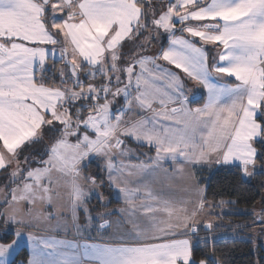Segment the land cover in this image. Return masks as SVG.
<instances>
[{
    "label": "snow or ice",
    "instance_id": "6c2138e0",
    "mask_svg": "<svg viewBox=\"0 0 264 264\" xmlns=\"http://www.w3.org/2000/svg\"><path fill=\"white\" fill-rule=\"evenodd\" d=\"M225 237L264 264V0H0V264H231Z\"/></svg>",
    "mask_w": 264,
    "mask_h": 264
},
{
    "label": "trees",
    "instance_id": "16d2710c",
    "mask_svg": "<svg viewBox=\"0 0 264 264\" xmlns=\"http://www.w3.org/2000/svg\"><path fill=\"white\" fill-rule=\"evenodd\" d=\"M256 202L257 203L259 202V196L256 197ZM247 207H249V205H245V204L239 205V208H247ZM225 222L226 225L229 223L239 224L244 222V218L242 216H232L225 219ZM217 231L220 234H223L226 231H228L230 234V230H226L225 228H220ZM225 241L227 242V247H225ZM218 247L224 248L225 252L228 253V258L231 261V264H247L250 258L248 255V246L242 240H237L236 246L233 247L232 241L230 239H227V237H225L224 239L221 240Z\"/></svg>",
    "mask_w": 264,
    "mask_h": 264
},
{
    "label": "crops",
    "instance_id": "0c3cea01",
    "mask_svg": "<svg viewBox=\"0 0 264 264\" xmlns=\"http://www.w3.org/2000/svg\"><path fill=\"white\" fill-rule=\"evenodd\" d=\"M197 98H199V94H197ZM117 204H113L112 207H117Z\"/></svg>",
    "mask_w": 264,
    "mask_h": 264
},
{
    "label": "rangeland",
    "instance_id": "374dc122",
    "mask_svg": "<svg viewBox=\"0 0 264 264\" xmlns=\"http://www.w3.org/2000/svg\"><path fill=\"white\" fill-rule=\"evenodd\" d=\"M224 223H225V225H226V222L224 221ZM262 239H264V238H262Z\"/></svg>",
    "mask_w": 264,
    "mask_h": 264
}]
</instances>
